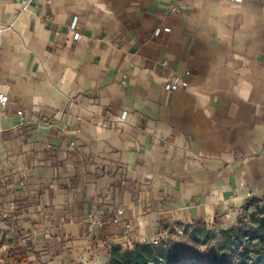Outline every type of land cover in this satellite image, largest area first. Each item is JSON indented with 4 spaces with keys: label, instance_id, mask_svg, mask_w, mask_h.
Masks as SVG:
<instances>
[{
    "label": "crops",
    "instance_id": "crops-1",
    "mask_svg": "<svg viewBox=\"0 0 264 264\" xmlns=\"http://www.w3.org/2000/svg\"><path fill=\"white\" fill-rule=\"evenodd\" d=\"M0 93L6 264H109L264 198V0H0Z\"/></svg>",
    "mask_w": 264,
    "mask_h": 264
},
{
    "label": "trees",
    "instance_id": "trees-1",
    "mask_svg": "<svg viewBox=\"0 0 264 264\" xmlns=\"http://www.w3.org/2000/svg\"><path fill=\"white\" fill-rule=\"evenodd\" d=\"M256 200L251 199L247 206ZM251 217L257 226L254 229L231 227L224 230L221 244L209 259L200 261L195 256L185 257L178 252H169L151 242H138L130 249L112 248L109 264H264V217L253 214ZM195 225H187L194 234L208 232L205 224H202V228ZM230 259L233 261L229 262Z\"/></svg>",
    "mask_w": 264,
    "mask_h": 264
},
{
    "label": "rangeland",
    "instance_id": "rangeland-1",
    "mask_svg": "<svg viewBox=\"0 0 264 264\" xmlns=\"http://www.w3.org/2000/svg\"><path fill=\"white\" fill-rule=\"evenodd\" d=\"M251 214L257 217H264V198H257L251 206L240 211L228 227L207 226V233L197 235L192 232L189 226H174L167 228L158 237L156 246H161L169 252H178L185 257L195 256L198 260L209 259L211 254L217 250L223 240L222 232L228 228L254 229L257 224L254 223ZM197 228H202V224H196ZM5 240L0 241V264H6ZM197 260V261H198ZM233 260L230 259L229 262ZM175 264V263H169Z\"/></svg>",
    "mask_w": 264,
    "mask_h": 264
},
{
    "label": "built area",
    "instance_id": "built-area-1",
    "mask_svg": "<svg viewBox=\"0 0 264 264\" xmlns=\"http://www.w3.org/2000/svg\"><path fill=\"white\" fill-rule=\"evenodd\" d=\"M172 9H175V6H172ZM75 23H76V20H73L70 27L71 28H74L75 26ZM79 33L78 32H74V37H78ZM178 85V79L177 78H174V79H171L170 81H168L166 84H165V89L169 90V89H172V88H175L176 86ZM6 99V96L3 94V93H0V101H4ZM18 114H21L22 111L21 110H18L17 111ZM122 214V209L121 208H117L116 211H115V217L113 218V221L114 222H118V218H119V215ZM2 217H5L6 214L3 213L1 214ZM158 242V238H154L151 243L153 244H156Z\"/></svg>",
    "mask_w": 264,
    "mask_h": 264
}]
</instances>
